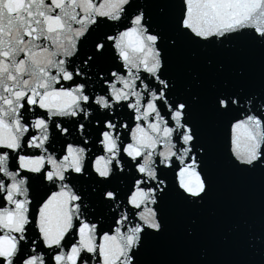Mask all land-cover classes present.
<instances>
[{
    "label": "snow or ice",
    "instance_id": "6c2138e0",
    "mask_svg": "<svg viewBox=\"0 0 264 264\" xmlns=\"http://www.w3.org/2000/svg\"><path fill=\"white\" fill-rule=\"evenodd\" d=\"M0 264H264V0H0Z\"/></svg>",
    "mask_w": 264,
    "mask_h": 264
},
{
    "label": "water",
    "instance_id": "95a60500",
    "mask_svg": "<svg viewBox=\"0 0 264 264\" xmlns=\"http://www.w3.org/2000/svg\"><path fill=\"white\" fill-rule=\"evenodd\" d=\"M260 173L240 174L235 179H221L204 215L202 241L208 245L211 256L226 258L228 253L237 251L242 242L223 238L219 222L228 220L234 214L251 210L258 202ZM190 252V250H188Z\"/></svg>",
    "mask_w": 264,
    "mask_h": 264
}]
</instances>
